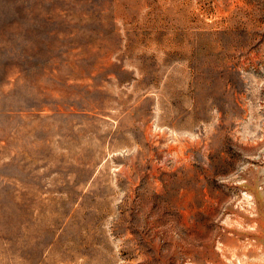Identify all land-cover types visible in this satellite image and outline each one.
<instances>
[{"label": "rangeland", "instance_id": "rangeland-1", "mask_svg": "<svg viewBox=\"0 0 264 264\" xmlns=\"http://www.w3.org/2000/svg\"><path fill=\"white\" fill-rule=\"evenodd\" d=\"M0 264H264V0H0Z\"/></svg>", "mask_w": 264, "mask_h": 264}]
</instances>
